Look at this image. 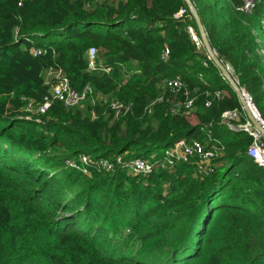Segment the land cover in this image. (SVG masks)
<instances>
[{
    "label": "trees",
    "instance_id": "trees-1",
    "mask_svg": "<svg viewBox=\"0 0 264 264\" xmlns=\"http://www.w3.org/2000/svg\"><path fill=\"white\" fill-rule=\"evenodd\" d=\"M191 1L264 120V0ZM65 77L92 93L66 105ZM246 112L187 0H0V264H264ZM180 138L213 150L210 167L169 154Z\"/></svg>",
    "mask_w": 264,
    "mask_h": 264
},
{
    "label": "built area",
    "instance_id": "built-area-1",
    "mask_svg": "<svg viewBox=\"0 0 264 264\" xmlns=\"http://www.w3.org/2000/svg\"><path fill=\"white\" fill-rule=\"evenodd\" d=\"M254 2L255 0H248L245 5V8L248 11H250L254 5ZM183 12L184 10L179 11L178 15L182 14ZM189 30L193 38L200 45L201 44L200 39L197 33L195 32L194 28L190 26ZM168 52L169 50L167 49L165 51V55H167ZM97 57H98L97 48L95 46L89 47L88 58H89V68L90 69H96L97 67H99ZM204 62L205 64H208L206 60ZM105 70L109 71L110 68L106 67ZM181 80H182L181 77L177 76L171 79L169 83L172 86H181L182 85ZM52 93L54 96L63 100V102L66 105L75 106L79 103L81 104L83 101L87 99L88 94L92 93V88L87 85L84 89L77 90L71 86L68 78L65 77L53 86ZM220 93H221L220 90H218L217 94H220ZM192 101H193L192 99L188 100L186 105L191 106ZM50 104H51V99L47 97L45 102L40 104V106L38 107V111L45 112L47 108L50 106ZM208 104H210V102ZM223 118L227 123H230V122L233 123L232 121L240 119V112L237 109L224 111ZM259 119H260V122L263 123L264 125V120L261 117ZM252 122L253 121L248 118L246 121L242 122L240 126L244 131H247L253 136L254 141L249 149L250 154L256 161L264 165V139H263L264 135H262L261 131L259 130L255 131L253 129ZM230 125L233 126L232 124ZM176 146H178V148L180 147L179 154L184 160H188L190 156L194 154L195 155L200 154L202 161L199 162V170H203V169H206L207 167H210L211 157L213 156L214 152L210 148L208 149L205 148V146H203V144L200 141L196 140L194 143H187L186 139H180L177 142ZM83 160H87V157L85 155L83 156ZM68 164L75 166V167L79 166L78 162L74 160H68ZM132 165L135 170L141 171L140 169H146V168L148 169L150 167V162L143 158H136L135 160L132 161Z\"/></svg>",
    "mask_w": 264,
    "mask_h": 264
},
{
    "label": "water",
    "instance_id": "water-1",
    "mask_svg": "<svg viewBox=\"0 0 264 264\" xmlns=\"http://www.w3.org/2000/svg\"><path fill=\"white\" fill-rule=\"evenodd\" d=\"M188 4L190 6L191 12L193 13V15L196 18V21L198 23V27L200 30V33L202 35V39L203 42L206 46V49L208 51L209 56L213 59V61L215 62V64L220 68L222 74L224 75L225 78H227L229 80V82L231 83V85L233 86V88L237 91L241 103L243 104V106L245 107V109L247 110V113L249 115V119H251L259 129H261L262 131H264V127L261 126L260 124V115L259 113L256 114L253 110L250 109L249 106L246 105V99L248 100V98L251 99L250 93L247 92L246 90H243L242 88H240L238 81L236 80L235 76L233 75L232 71L230 70L229 66H227L218 56L217 52L212 48L206 28L201 20V17L197 11V9L195 8L193 2L191 0H187ZM248 97V98H247Z\"/></svg>",
    "mask_w": 264,
    "mask_h": 264
},
{
    "label": "rangeland",
    "instance_id": "rangeland-1",
    "mask_svg": "<svg viewBox=\"0 0 264 264\" xmlns=\"http://www.w3.org/2000/svg\"><path fill=\"white\" fill-rule=\"evenodd\" d=\"M44 40H46V41H48L49 40V38L48 37H44ZM205 45V44H204ZM206 47V46H205ZM230 68V67H229ZM230 70H231V68H230ZM250 103V101H249V98H248V100L246 99V105L248 106V104ZM251 106V110H255V108L253 107V104H251L250 105ZM244 107V106H243ZM244 109H245V107H244ZM245 111H247L246 109H245ZM256 114H258L257 113V111H254ZM246 114H247V112H246ZM248 116V115H247ZM191 118L192 119H194V117L193 116H191ZM260 124H261V126L262 127H264V125H263V123H261L260 122ZM252 127H253V129L255 130V131H261L262 132V135H264V131H262L261 129H259L258 127H257V125L254 123V122H252ZM180 148V147H179ZM179 148H178V146H174L173 148H171L170 149V153L169 154H171L172 153V151H178L179 150ZM141 171H144V170H147V168L146 169H140ZM124 230H125V227H124V225H122V224H119L118 225V232L119 233H123L124 232Z\"/></svg>",
    "mask_w": 264,
    "mask_h": 264
},
{
    "label": "bare ground",
    "instance_id": "bare-ground-1",
    "mask_svg": "<svg viewBox=\"0 0 264 264\" xmlns=\"http://www.w3.org/2000/svg\"><path fill=\"white\" fill-rule=\"evenodd\" d=\"M249 101H250V103L248 104V106L251 108V104H253V107L255 108V110L254 111H257V113H258V110L256 109V107H255V105H254V103H253V101L251 100V99H249Z\"/></svg>",
    "mask_w": 264,
    "mask_h": 264
},
{
    "label": "clouds",
    "instance_id": "clouds-1",
    "mask_svg": "<svg viewBox=\"0 0 264 264\" xmlns=\"http://www.w3.org/2000/svg\"><path fill=\"white\" fill-rule=\"evenodd\" d=\"M180 139H183V138H180ZM180 139H179V140H180ZM179 140H178V141H179ZM178 141H177V142H178Z\"/></svg>",
    "mask_w": 264,
    "mask_h": 264
}]
</instances>
